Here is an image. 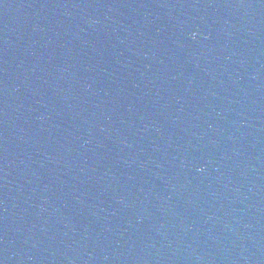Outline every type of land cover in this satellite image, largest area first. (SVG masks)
<instances>
[{
	"label": "water",
	"instance_id": "95a60500",
	"mask_svg": "<svg viewBox=\"0 0 264 264\" xmlns=\"http://www.w3.org/2000/svg\"><path fill=\"white\" fill-rule=\"evenodd\" d=\"M0 264H264V38L224 0H0Z\"/></svg>",
	"mask_w": 264,
	"mask_h": 264
},
{
	"label": "clouds",
	"instance_id": "9594fccd",
	"mask_svg": "<svg viewBox=\"0 0 264 264\" xmlns=\"http://www.w3.org/2000/svg\"><path fill=\"white\" fill-rule=\"evenodd\" d=\"M195 34H193V36H194Z\"/></svg>",
	"mask_w": 264,
	"mask_h": 264
}]
</instances>
